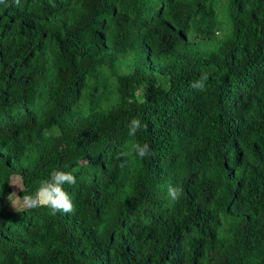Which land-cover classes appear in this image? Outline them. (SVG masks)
I'll return each instance as SVG.
<instances>
[{"label": "trees", "instance_id": "trees-1", "mask_svg": "<svg viewBox=\"0 0 264 264\" xmlns=\"http://www.w3.org/2000/svg\"><path fill=\"white\" fill-rule=\"evenodd\" d=\"M213 2H0V264H264V0H226L221 38ZM126 49L117 103L81 115L93 65ZM54 171L73 211L7 207L12 174L26 199Z\"/></svg>", "mask_w": 264, "mask_h": 264}, {"label": "rangeland", "instance_id": "rangeland-1", "mask_svg": "<svg viewBox=\"0 0 264 264\" xmlns=\"http://www.w3.org/2000/svg\"><path fill=\"white\" fill-rule=\"evenodd\" d=\"M212 6L215 14L213 27L214 37L221 38L229 30L226 0H214ZM189 39L194 40L191 36ZM139 64L140 60L137 55L132 50L126 49L122 52L115 53L112 59H104L100 63L93 65L92 74L88 76L86 85L81 89L80 95L74 104L76 108L81 109V115L91 112L96 118H99L106 109L114 106L118 101L119 93L117 76L134 72V68L140 66ZM155 77L158 84L161 86L166 85V80L161 75L155 73ZM134 96L138 101L144 98V81L135 87ZM42 133L50 139L59 134V129L56 126H51L44 128ZM9 184L11 195L8 198L7 207L12 210L27 207L28 205L25 203L26 199L19 198L16 195L20 189L19 176L12 174L9 179ZM30 197L40 202L44 199V193H37ZM218 221V236L221 239L227 236L230 237L233 229H230L231 225L228 217L219 213ZM228 229L230 230L228 231Z\"/></svg>", "mask_w": 264, "mask_h": 264}, {"label": "clouds", "instance_id": "clouds-1", "mask_svg": "<svg viewBox=\"0 0 264 264\" xmlns=\"http://www.w3.org/2000/svg\"><path fill=\"white\" fill-rule=\"evenodd\" d=\"M0 2H4V0H0ZM193 86L202 89L203 83L198 82ZM139 127H140V121L138 119H134L131 124L130 134H135V131ZM135 149L140 157L146 156L149 152V146L147 143H144L143 145L137 144L135 145ZM65 183L70 185L75 184V176L70 172L54 171L53 173H51L50 180L41 182V187L39 191L43 192L46 195L48 203L54 210L71 212L74 210V206L71 202L68 193L63 189V185ZM168 193L173 200H176L179 198L180 189L169 186ZM25 203L28 206L34 207L36 206L37 201L32 197H28L26 198Z\"/></svg>", "mask_w": 264, "mask_h": 264}, {"label": "water", "instance_id": "water-1", "mask_svg": "<svg viewBox=\"0 0 264 264\" xmlns=\"http://www.w3.org/2000/svg\"><path fill=\"white\" fill-rule=\"evenodd\" d=\"M38 193H41V191H39ZM46 201H47V198H46V195L44 194V199H42L39 203H43V202H46Z\"/></svg>", "mask_w": 264, "mask_h": 264}]
</instances>
